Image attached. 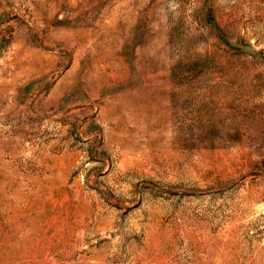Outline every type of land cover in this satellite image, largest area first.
I'll return each mask as SVG.
<instances>
[{
    "label": "rangeland",
    "instance_id": "rangeland-1",
    "mask_svg": "<svg viewBox=\"0 0 264 264\" xmlns=\"http://www.w3.org/2000/svg\"><path fill=\"white\" fill-rule=\"evenodd\" d=\"M0 264H264V0H0Z\"/></svg>",
    "mask_w": 264,
    "mask_h": 264
}]
</instances>
